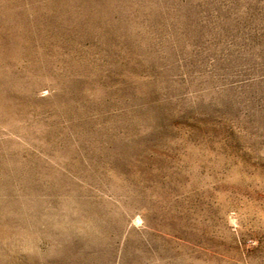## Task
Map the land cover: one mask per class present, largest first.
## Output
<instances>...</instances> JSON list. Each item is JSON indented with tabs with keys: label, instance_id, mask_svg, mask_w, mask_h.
<instances>
[{
	"label": "rangeland",
	"instance_id": "374dc122",
	"mask_svg": "<svg viewBox=\"0 0 264 264\" xmlns=\"http://www.w3.org/2000/svg\"><path fill=\"white\" fill-rule=\"evenodd\" d=\"M0 264H264V0H0Z\"/></svg>",
	"mask_w": 264,
	"mask_h": 264
}]
</instances>
